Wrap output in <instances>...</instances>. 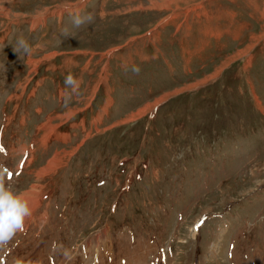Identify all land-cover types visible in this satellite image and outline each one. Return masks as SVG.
<instances>
[{
  "label": "rangeland",
  "instance_id": "obj_1",
  "mask_svg": "<svg viewBox=\"0 0 264 264\" xmlns=\"http://www.w3.org/2000/svg\"><path fill=\"white\" fill-rule=\"evenodd\" d=\"M0 149V264H264V0H0Z\"/></svg>",
  "mask_w": 264,
  "mask_h": 264
},
{
  "label": "clouds",
  "instance_id": "obj_2",
  "mask_svg": "<svg viewBox=\"0 0 264 264\" xmlns=\"http://www.w3.org/2000/svg\"><path fill=\"white\" fill-rule=\"evenodd\" d=\"M70 18L75 28L90 24L94 20V16L91 13L81 14L79 11L72 13ZM14 51L25 54L31 52V47L23 36L17 38ZM127 70V67H125V71ZM131 71L138 75L140 68L134 65ZM64 83L67 88L71 89L70 92H65L64 99L65 104H67L71 100L72 95H79L80 81L69 73L66 75ZM10 179L11 172L6 166L0 164V255L6 253L8 246L14 240L17 233L24 228L26 219L32 215V209L28 201L25 200L22 194L15 192L11 184L6 183V180ZM52 251L54 253L59 252L65 261L72 259L70 250L63 248L62 245L56 242H53ZM7 264H39V261L15 256L10 261H7Z\"/></svg>",
  "mask_w": 264,
  "mask_h": 264
},
{
  "label": "bare ground",
  "instance_id": "obj_3",
  "mask_svg": "<svg viewBox=\"0 0 264 264\" xmlns=\"http://www.w3.org/2000/svg\"><path fill=\"white\" fill-rule=\"evenodd\" d=\"M28 152V151H27ZM27 152H25L24 154H27ZM26 160H24V162H25ZM24 162H23V164H22V166L24 165Z\"/></svg>",
  "mask_w": 264,
  "mask_h": 264
},
{
  "label": "snow or ice",
  "instance_id": "obj_4",
  "mask_svg": "<svg viewBox=\"0 0 264 264\" xmlns=\"http://www.w3.org/2000/svg\"><path fill=\"white\" fill-rule=\"evenodd\" d=\"M0 151H2V149H0Z\"/></svg>",
  "mask_w": 264,
  "mask_h": 264
},
{
  "label": "trees",
  "instance_id": "obj_5",
  "mask_svg": "<svg viewBox=\"0 0 264 264\" xmlns=\"http://www.w3.org/2000/svg\"><path fill=\"white\" fill-rule=\"evenodd\" d=\"M163 104H164V103H163ZM142 180H143V179H142ZM142 180H141V181H142Z\"/></svg>",
  "mask_w": 264,
  "mask_h": 264
},
{
  "label": "crops",
  "instance_id": "obj_6",
  "mask_svg": "<svg viewBox=\"0 0 264 264\" xmlns=\"http://www.w3.org/2000/svg\"><path fill=\"white\" fill-rule=\"evenodd\" d=\"M45 137V136H44ZM46 138V137H45Z\"/></svg>",
  "mask_w": 264,
  "mask_h": 264
}]
</instances>
